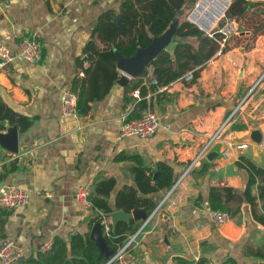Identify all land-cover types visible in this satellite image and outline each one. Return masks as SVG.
I'll return each instance as SVG.
<instances>
[{
  "label": "crops",
  "instance_id": "obj_1",
  "mask_svg": "<svg viewBox=\"0 0 264 264\" xmlns=\"http://www.w3.org/2000/svg\"><path fill=\"white\" fill-rule=\"evenodd\" d=\"M124 1L0 0V45L15 52L21 38L32 36L43 54L38 63L13 58L0 69V98L31 120L24 132L15 127L16 154L0 149V185L17 186L28 195L25 207L0 210V243L7 240L20 248L22 258L16 264H22L54 238L67 242L75 234L89 233L88 224L99 213L75 200L76 189L90 186L91 191L96 183L112 180L107 201L112 208L119 191L135 188L131 169L136 158L154 174L160 166L170 167L175 187L163 213L143 226L137 244L127 252L128 264H222L226 257L236 264L263 262L254 252L264 247V228L252 220L249 206L241 203L235 215L214 227L207 193L210 187H228L242 195L245 173L235 164L239 157L264 168V82L249 91L264 70V0H248L239 19L227 20L233 30L224 48L197 68L191 80L177 77L160 91L146 83L144 96H149L142 111L130 95L133 89L113 81L103 99L89 103L86 115L64 116L60 93L73 79L86 77L94 59L92 47L101 51L132 35L111 42L93 30L103 12L117 25ZM129 1L137 11L140 0ZM136 16L139 20L138 12ZM145 76L154 78L151 71ZM237 105V113L223 125ZM147 108L158 118L156 132L146 140L118 138L123 118H137ZM218 130L207 152L217 147L218 157H204L184 174ZM253 130L260 134L259 144L249 139ZM223 143L245 144V149L228 148L224 159L219 155ZM172 185L146 198L156 206ZM251 195H256L254 188ZM142 221L132 222L135 231Z\"/></svg>",
  "mask_w": 264,
  "mask_h": 264
},
{
  "label": "trees",
  "instance_id": "obj_2",
  "mask_svg": "<svg viewBox=\"0 0 264 264\" xmlns=\"http://www.w3.org/2000/svg\"><path fill=\"white\" fill-rule=\"evenodd\" d=\"M192 3L194 2L191 0H140L137 4L139 9L136 11L131 2L125 0L123 9H121V20L117 25L110 20L108 12H103L98 17L93 29L96 30L99 37L103 36L113 42L118 36L128 33L132 35L119 37L107 49L101 51H95L92 47L94 59L90 68L86 70L87 72L85 71L86 77L81 82L73 79L68 87L75 95V114L86 115L89 111V103L103 99L113 81L116 80L117 72L113 50H116L121 56H130L136 48L146 46L152 37L159 35L172 22L175 25L173 36L176 41L173 48L170 51H161L148 63L139 76L129 79L124 88L129 91L136 88L148 68L151 69L155 80V83L151 84V88L166 84L188 70H192V77H194L196 69L215 54L218 44L186 20L185 16L193 5ZM248 6V0H231L225 13V19H239ZM137 12L140 16L139 20L135 19ZM104 20H109L111 23L103 22ZM105 33L106 36H104ZM216 37L218 36L216 35ZM144 95V88L140 87L139 97L143 98ZM136 106L138 110L142 111L146 108V103L141 99ZM132 116L126 119L136 118ZM30 124V119L15 113L0 98V130L5 129V125H7L15 126L19 132H24ZM133 160L137 164L131 169L135 188H124L119 191L115 195L111 208L107 201L113 181L96 183L92 186L88 198L93 211H97L103 217H107L113 211L130 213L133 209L142 210L147 216L151 213L155 202L146 196L167 190L174 181L173 171L168 166H160L155 173L156 177L153 178L154 172L140 167L136 158ZM235 164L245 173L242 195H237L228 187H210L207 193L208 209L211 212H219L225 214L226 217H232L238 211L239 205L246 203L249 206L252 220L264 228V168L256 166L244 157H239ZM13 169L11 167L10 171ZM253 188L256 191L255 196L251 195ZM99 215L89 222V227L99 223ZM130 224L126 227L116 225L114 229L109 228V236L103 237L109 251L114 253L122 244L125 235H131L135 231V226L132 222ZM254 255L263 261L256 264H264V247L255 250ZM105 262L106 260L98 254L93 243L88 239V233H85L83 235L75 234L67 242L54 238L46 253L36 254V257L30 258L22 264H104ZM180 264L187 263L180 261ZM222 264L236 263L226 257Z\"/></svg>",
  "mask_w": 264,
  "mask_h": 264
},
{
  "label": "built area",
  "instance_id": "obj_3",
  "mask_svg": "<svg viewBox=\"0 0 264 264\" xmlns=\"http://www.w3.org/2000/svg\"><path fill=\"white\" fill-rule=\"evenodd\" d=\"M230 0H195L190 10L187 12L185 18L190 23L194 24L197 28L202 30L208 38L214 39L218 44V49L215 54H219L223 48V44L227 35L232 32V26L225 19V13L229 7ZM224 17V18H223ZM216 35L218 37H216ZM13 58H19L21 60L38 63L41 61L42 54L39 43L34 37H23L16 45V51L11 52L5 46L0 45V69L6 66ZM179 79L189 81L192 79V70L186 71L184 74L179 76ZM145 81L139 83V85L133 89L130 93L131 97L140 101L141 99L147 98L149 95L143 98L139 97V88L146 86V83H155L154 78H144ZM264 82V70L260 73L257 79L254 81L252 87ZM167 84V83H166ZM166 84L157 86L156 91L165 89ZM60 108L62 114L66 117H74L75 114V95L69 89L66 88L60 93ZM240 105V104H239ZM239 105H237L226 117L224 124H226L236 113ZM147 107V106H146ZM158 118L148 108L141 113L135 119L127 120L123 118L119 131L118 138L135 137L139 140H146L152 136L158 129ZM220 130L215 132L205 143V145L198 151L190 165L185 170L184 174L198 164V161L203 159L207 154L209 148L216 142L218 133ZM223 149L220 152V156L224 159L228 158L227 149H235L236 151L244 150L245 144H239L232 146L229 143L222 144ZM175 187V184L165 193V195L157 202L151 213L142 221V225L128 235L122 242V244L108 257L104 264H128L125 261L127 252L137 244L138 236L145 224H147L153 216L157 215L158 212L163 213L162 208L168 202L169 197ZM90 186H84L76 189L74 198L84 208L90 209L91 205L89 202ZM28 200L27 193L12 185H0V210L12 211L26 206ZM101 233L103 237H108L110 232V225L107 222L106 217L99 215ZM209 221L214 227L220 226L226 221V216L219 212H210L208 215ZM166 222H171L172 217L170 215H164ZM169 234L174 235L173 230L169 231ZM51 247L50 243L42 244L38 249V254L46 253ZM22 251L17 246L13 245L11 241L3 240L0 243V264H16L21 261ZM209 264V263H207Z\"/></svg>",
  "mask_w": 264,
  "mask_h": 264
},
{
  "label": "water",
  "instance_id": "obj_4",
  "mask_svg": "<svg viewBox=\"0 0 264 264\" xmlns=\"http://www.w3.org/2000/svg\"><path fill=\"white\" fill-rule=\"evenodd\" d=\"M174 28L175 25L172 22L163 32L152 37L146 46L136 48L130 56H121L116 50H113L115 58L114 65L119 72L115 83L123 86L129 79L139 76L148 63L161 51H170L176 43L173 36ZM249 139L252 143L259 144L261 140L259 132L257 130L251 131ZM0 149L10 154L17 153V131L15 126H6L5 131L3 133L0 132ZM217 157V147H214L205 156V159L211 161V159ZM155 177L156 174L153 175V178ZM107 217L109 218L111 229H114L118 223L128 225L131 222L144 220L146 215L139 209H133L130 213L113 211ZM88 239L93 243L98 254L103 259L107 260L111 256L112 252L107 249L99 223L94 224L90 228Z\"/></svg>",
  "mask_w": 264,
  "mask_h": 264
},
{
  "label": "rangeland",
  "instance_id": "obj_5",
  "mask_svg": "<svg viewBox=\"0 0 264 264\" xmlns=\"http://www.w3.org/2000/svg\"><path fill=\"white\" fill-rule=\"evenodd\" d=\"M192 2H194L195 0H191ZM231 1V0H230ZM193 4V3H192ZM192 7V6H191ZM224 18V17H223ZM228 22V21H227ZM230 25H231V23L230 22H228ZM150 69L148 68V70L146 71V73L143 75L144 76V78L146 77L145 75H149V73H150ZM142 76V77H143Z\"/></svg>",
  "mask_w": 264,
  "mask_h": 264
}]
</instances>
